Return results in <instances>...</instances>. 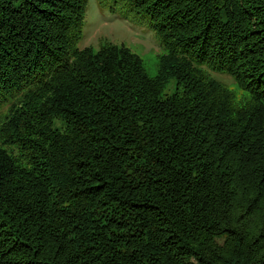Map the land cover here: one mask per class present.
<instances>
[{
  "label": "trees",
  "instance_id": "trees-1",
  "mask_svg": "<svg viewBox=\"0 0 264 264\" xmlns=\"http://www.w3.org/2000/svg\"><path fill=\"white\" fill-rule=\"evenodd\" d=\"M111 1L156 76L87 0H0V264H264V0Z\"/></svg>",
  "mask_w": 264,
  "mask_h": 264
},
{
  "label": "rangeland",
  "instance_id": "rangeland-1",
  "mask_svg": "<svg viewBox=\"0 0 264 264\" xmlns=\"http://www.w3.org/2000/svg\"><path fill=\"white\" fill-rule=\"evenodd\" d=\"M104 42H112L129 47L138 54L150 77L159 72L161 54L164 48L157 39L156 33L148 25L132 17H126L121 6L111 0H87L80 48L87 46L98 50ZM214 77L231 88L236 87L233 77L225 73H213ZM175 88V80L171 79L163 93H171Z\"/></svg>",
  "mask_w": 264,
  "mask_h": 264
}]
</instances>
